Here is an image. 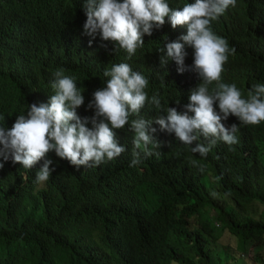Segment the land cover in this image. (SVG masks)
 I'll use <instances>...</instances> for the list:
<instances>
[{"label":"trees","instance_id":"trees-1","mask_svg":"<svg viewBox=\"0 0 264 264\" xmlns=\"http://www.w3.org/2000/svg\"><path fill=\"white\" fill-rule=\"evenodd\" d=\"M85 2L0 0V126L10 129L27 105L47 103L58 68L83 92L81 118L93 115L87 105L107 79L104 70L119 63L148 79L145 91L162 108L181 111L187 103L200 82L190 70L192 49L185 45L182 73L171 60L162 67L159 51L186 35V25L173 29L165 18L128 59L124 50L112 54L114 44L99 35L89 46ZM167 2L180 8L187 0ZM211 27L235 49L221 79L246 98L264 84V0H240ZM159 115L166 114L149 104L140 112ZM223 123L239 125L231 116ZM152 127L160 146L135 166L128 125L116 131L125 152L99 166L77 171L48 153L56 171L41 184L35 173L43 160L28 170L0 158V264H234L248 251L250 264H264V122L239 125L238 143L217 142L206 157ZM221 231L234 238L236 255L219 258Z\"/></svg>","mask_w":264,"mask_h":264},{"label":"clouds","instance_id":"clouds-1","mask_svg":"<svg viewBox=\"0 0 264 264\" xmlns=\"http://www.w3.org/2000/svg\"><path fill=\"white\" fill-rule=\"evenodd\" d=\"M239 1L187 0L182 7L172 8L167 0H86L87 19L82 35L92 38L89 46L99 35L102 41L114 44L112 54L124 50L128 59L144 46L145 35L151 36L154 28L164 25L165 18L173 29L178 26L184 29L186 25V35L159 49L160 64L163 67L168 61H174L182 73L187 45L192 49L190 70L200 82L190 90L181 111L169 106L162 108L157 95L149 98L145 91L149 81L144 75L133 71L127 63L114 64L104 70L103 76L107 79L92 93L87 105L93 115L81 118L77 109L84 105L83 92L77 87L75 77L58 68L53 73L54 80L50 83L53 94L47 103L27 105V110L16 116L10 129L0 126V158L4 162L10 159L28 170L43 160L35 173V183L41 184L56 171L51 167L53 161L46 158L50 152L68 161L77 171L119 157L126 149L116 139V131L126 125L133 133L130 166L140 163L142 156H151L152 150L160 146L152 135L157 131L153 124L162 132L174 133L176 140L191 146V152L201 157H206L217 142L235 145L239 125L255 126L264 122V84H254L244 98L235 83L228 84L221 79L223 66L235 49L212 30L211 24ZM146 104L166 115L144 119L140 112ZM132 116L137 118L130 121ZM230 116L239 125L233 123L226 127L223 121ZM201 139L207 144L199 142ZM3 167L4 163H0V169Z\"/></svg>","mask_w":264,"mask_h":264},{"label":"rangeland","instance_id":"rangeland-1","mask_svg":"<svg viewBox=\"0 0 264 264\" xmlns=\"http://www.w3.org/2000/svg\"><path fill=\"white\" fill-rule=\"evenodd\" d=\"M207 180L210 182L212 181L213 177L211 175L208 174V176L206 177ZM219 223L216 222V225H218ZM217 242L221 245L220 248L223 251H219V258H223L226 255L229 257L232 254L236 255L237 250L235 249V240L233 237H230L226 232L222 233V231L218 234L217 237ZM250 251L247 252V256H240V260H238L237 262H235L234 264H250L251 260H250Z\"/></svg>","mask_w":264,"mask_h":264}]
</instances>
